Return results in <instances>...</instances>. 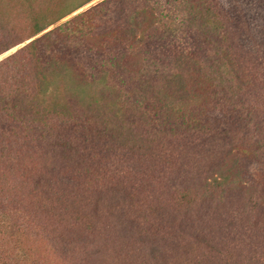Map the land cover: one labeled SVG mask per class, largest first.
Listing matches in <instances>:
<instances>
[{"label": "trees", "instance_id": "1", "mask_svg": "<svg viewBox=\"0 0 264 264\" xmlns=\"http://www.w3.org/2000/svg\"><path fill=\"white\" fill-rule=\"evenodd\" d=\"M90 1L56 16L31 9L24 28L10 26L15 42L1 46L0 53L29 41L19 55L16 52L0 62V101L7 103V117L16 116L24 108L40 114L39 122L44 125H49L50 117L69 114L70 99L75 105L99 109L97 113L91 111V119L103 127L102 133L113 135L111 150H126L140 165L137 179L143 195H136V181L128 197L120 195L103 202L73 188L57 189L46 181H35L31 174L55 169L60 162L69 165L71 156L59 157L50 150L0 151V264H264V239L256 223L259 215L264 216V185L260 193L253 180L259 162L264 163V138L256 144L245 141L248 123L264 115V62L240 55L229 44L214 47V56L208 60L194 59V50L182 43L201 24L211 25L217 33L223 27L222 15L211 3L198 1L180 9L170 0L164 4L138 1L129 12L121 9L115 17L116 29L106 39L104 33L100 35L90 48L110 54L92 79L79 78L73 66L57 60L54 54L45 60L38 57L35 49L40 38L54 30L36 35ZM232 4L227 1L228 8ZM80 16L81 12L75 14L71 21ZM4 33H0V44ZM218 35L223 37L222 31ZM173 43L179 45L167 57L168 63L167 59L161 62L159 59L172 50ZM114 67L124 76L167 68L164 87H171L174 95L155 91L154 104L162 105L167 114L181 118L188 127L216 133L219 129L224 136L232 137L231 141L202 154L188 144L168 141L167 136L165 140L163 135L155 137L156 133H147L141 127L131 131L130 126L122 124L115 87L108 80ZM138 92L139 88L136 101L140 103L146 91ZM221 98L233 109L247 110L250 120L242 121L238 115L236 120L229 114L232 109L228 116H217V109L223 108ZM192 107L198 112H191ZM143 109L142 117L152 121L147 108ZM228 117L237 123L233 125ZM24 128L19 121L17 129L2 131L0 138L13 141L24 134ZM240 130L245 134L238 136ZM58 138L62 142L67 137ZM251 157L254 161L244 166L243 159ZM124 169L128 168L121 167L120 174ZM234 205L238 215L233 221L245 228L246 238L238 231L236 236L228 235L227 225L218 214ZM182 212L193 215L188 228L177 218ZM119 217L129 220L128 231L145 241L146 251H129V256L109 253L104 260L91 262L68 253L65 244L71 242L76 226L101 230ZM260 223L264 224L262 218Z\"/></svg>", "mask_w": 264, "mask_h": 264}, {"label": "rangeland", "instance_id": "2", "mask_svg": "<svg viewBox=\"0 0 264 264\" xmlns=\"http://www.w3.org/2000/svg\"><path fill=\"white\" fill-rule=\"evenodd\" d=\"M84 1L86 0H0V33L5 31L1 36L0 47L15 42V38L10 35V26L24 28L29 22L31 9L40 10L49 16H56ZM102 1L91 0L36 35L40 36L49 29L54 30L52 34L40 38L35 49L36 55L45 60L48 55L54 54L57 60L73 66L75 75L79 78L92 79L96 77L101 70L102 60L108 59L110 54L90 50L93 43H96L103 33V37L106 39V35L116 29L115 17L122 13L121 9L125 8L124 11L129 12V9L138 1L144 3V0ZM147 1L149 2V0ZM158 1L161 4L166 2V0ZM170 1L180 9L198 1L203 4L205 2L211 3L222 15L223 27H220L221 29L219 28L217 33L211 28V25L201 24L185 41L187 43H182L186 49L194 50V53L191 54L194 59L208 60L214 56V47L229 44L240 55L264 62V0H235L236 2L231 0L233 4L230 8L227 6L229 0ZM80 12L81 16L71 21L72 17ZM221 31L223 37L218 35ZM188 33L191 35L190 31ZM28 41L25 40L0 53V62H4L16 52L18 54L21 47ZM178 45V43L170 45L172 50L164 54L163 59L160 58L159 60L166 63L167 57L174 52L173 50ZM168 71L167 68L157 73L141 70L138 75L135 72L124 76L120 75L122 71L119 68L111 69L108 80L115 87L113 94L116 97V105L121 109L122 124L125 125L126 123L130 126L131 131L141 127L147 133H156L155 137L163 135L165 140L167 138L168 141L173 139L171 141L174 143L181 141L194 147L196 153L202 154L205 151H215L222 147L225 142L231 141L232 137L230 138L228 134L224 136L219 129L215 130L219 132L216 133L201 132L195 126L188 127L181 118H176L171 113L167 114L162 105L154 104L157 100L154 97L155 91L164 95L168 93L174 95L171 87H164L167 84L166 75ZM173 71H176L175 66ZM138 88V93L142 90L146 91L144 99L140 98V101L142 99L140 103L136 101V97L139 99ZM0 95H2L1 92ZM220 101L223 108L217 109L218 113L215 112L217 116H224L232 109L233 111L229 114L232 113L236 120L239 121L238 117L242 121L248 122L250 120L251 117L247 114V110L233 109V106L225 105L227 101L224 98H221ZM69 102V114H63L62 117H58L59 119L50 117L49 122H47L49 125H44L39 122L40 114L35 115L31 110L24 108L16 116L7 117L4 108L7 103L1 100L0 133L4 130L17 129L19 121L23 122L25 128L24 134H20L21 136L13 141L0 138V151L29 153L50 150L56 152L59 157L62 154L63 157L71 156L72 158L68 161L69 165L60 162L55 169H45L31 174L35 181H46L48 184L58 186L57 189L70 191L73 188L81 193L99 198V200L102 199L101 202H103L115 196L128 197L136 181L134 186L136 195H143L142 190L138 188L139 179H137V169L140 168V165L134 162V157L126 150H111L109 144H111L112 134L102 133L100 130L103 127L91 119L93 117L91 111L95 110L97 113L99 109H88L81 105H75L73 99H70ZM144 106L147 108L148 117L153 118L152 121L142 117L141 113ZM194 109L195 107H192L191 112H198ZM235 112L237 113L235 114ZM35 116L38 119L34 118ZM227 119L231 121L229 117ZM236 123L233 119L232 124ZM247 128L249 129L245 138L246 143L256 144L260 138H264V115L250 121ZM240 132L241 134L238 133V136L245 134L246 131L240 130ZM114 134L117 136L116 132ZM58 137L67 138L60 142L57 140ZM112 138L114 140L113 135ZM240 141L243 142L244 139L241 138ZM252 161H254L252 157L243 159V165L246 166ZM124 165L128 169H124L123 174H120V168ZM259 167L253 175V180H256L254 183H256L257 191L262 193V185H264V163L262 161L259 162ZM156 186L157 183L155 182ZM236 208H238L237 205H234L229 210L219 211L218 214L222 217L221 221L224 225L228 226H226L228 235L232 233L236 236L238 231V233L244 234L246 238L245 228L240 226L239 222L233 221L235 215L236 217L238 215ZM207 216H209V212ZM192 217L193 215L182 212L177 218L188 228V220ZM260 218L264 222V216L259 215L256 223H259L257 226L261 232L260 237L264 239V224L260 223ZM130 225L129 220L126 221L123 217H119L117 221L106 223L105 228L101 230H82L80 226H76L77 229L75 228L74 234L71 235V242L65 244L66 249L71 256H78L81 260L90 262L104 260L109 253L117 252L129 256V251L138 249L146 251L148 245L145 241H141L132 230V232L128 231Z\"/></svg>", "mask_w": 264, "mask_h": 264}]
</instances>
